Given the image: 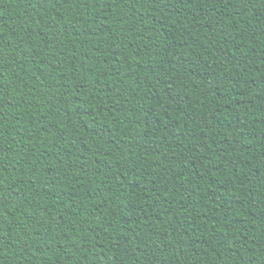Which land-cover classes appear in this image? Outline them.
<instances>
[{"label": "trees", "instance_id": "1", "mask_svg": "<svg viewBox=\"0 0 264 264\" xmlns=\"http://www.w3.org/2000/svg\"><path fill=\"white\" fill-rule=\"evenodd\" d=\"M0 264H264V0H0Z\"/></svg>", "mask_w": 264, "mask_h": 264}]
</instances>
